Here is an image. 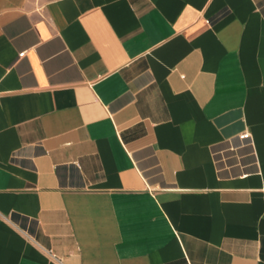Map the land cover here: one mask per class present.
Masks as SVG:
<instances>
[{"label": "crops", "instance_id": "0c3cea01", "mask_svg": "<svg viewBox=\"0 0 264 264\" xmlns=\"http://www.w3.org/2000/svg\"><path fill=\"white\" fill-rule=\"evenodd\" d=\"M0 264H264V0H0Z\"/></svg>", "mask_w": 264, "mask_h": 264}, {"label": "built area", "instance_id": "2783aa9c", "mask_svg": "<svg viewBox=\"0 0 264 264\" xmlns=\"http://www.w3.org/2000/svg\"><path fill=\"white\" fill-rule=\"evenodd\" d=\"M22 54H23V50H22V51H19V52L17 53L18 56H20V55H22ZM238 137H239V138H247V137H249V133H248L246 130H243V131H241V132L238 134Z\"/></svg>", "mask_w": 264, "mask_h": 264}]
</instances>
